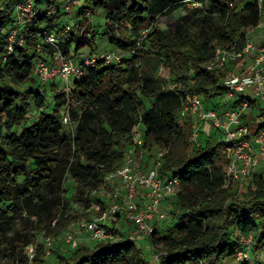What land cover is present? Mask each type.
I'll list each match as a JSON object with an SVG mask.
<instances>
[{"label": "trees", "instance_id": "trees-1", "mask_svg": "<svg viewBox=\"0 0 264 264\" xmlns=\"http://www.w3.org/2000/svg\"><path fill=\"white\" fill-rule=\"evenodd\" d=\"M71 1L78 2L77 15L105 12L112 22L106 34L110 43L125 52L137 48V55L121 64L86 68L69 93H58L39 81L33 68L36 59L56 65L52 47L37 49L44 44L45 31L60 35L62 54L74 59L85 54L81 48L86 43L91 45L73 32L79 20L63 34L68 16L64 9ZM259 1L210 0L196 39L183 20L172 17L184 0H34L39 13L20 28L26 44L9 53L8 31L18 27L13 4L0 0V239L14 233L11 240L21 251L36 244L42 233L47 238L62 235L78 220L75 211L89 218L94 201L105 204L94 193L124 164L141 118L144 149H166L161 175L180 182L170 208L171 224L161 232L159 224L145 237L146 245L131 233H121L120 242H96L93 248L78 244L53 261L38 246L33 264H225L241 251L250 257L241 264H264V171L256 172L253 186L239 189L234 183L224 188L233 152L222 132L201 131L200 146H195L190 117L178 123L188 92L201 93L208 109L219 110L225 73L207 66L217 47L244 45L261 20ZM53 6L56 12L48 15ZM165 17L167 27L158 28V18ZM120 25L129 29L130 41L116 39ZM146 29L150 31L138 46ZM160 69L175 76V89L165 86ZM252 108L264 116L260 103L252 102ZM31 109L38 112L37 121L16 133L14 128L25 123ZM66 113L73 129L63 123ZM69 180L75 183L71 197ZM242 236L252 237L250 250ZM153 250L157 263L149 258Z\"/></svg>", "mask_w": 264, "mask_h": 264}, {"label": "built area", "instance_id": "built-area-1", "mask_svg": "<svg viewBox=\"0 0 264 264\" xmlns=\"http://www.w3.org/2000/svg\"><path fill=\"white\" fill-rule=\"evenodd\" d=\"M14 6L15 23L9 33V48L11 53L15 46L23 47L26 44V34L20 28L32 23L39 13L35 8L34 0H8ZM203 0H184L201 6ZM77 1L65 5L66 15L71 14ZM261 20L256 29H264V4L259 1ZM56 7L53 6L48 15H53ZM43 14L42 12H40ZM73 25L66 24L63 34L70 33ZM150 29L142 31L139 35L138 46L147 37ZM43 43L37 46L38 50L45 46L54 49L56 65H50L42 59L34 61V76L43 84L52 85L58 93H69L75 79L82 76L83 70L95 67L99 63L105 65L121 64L127 58L137 55V48L128 52L85 53L77 59L62 54L59 44L60 35L45 31L42 33ZM209 70L225 73L223 80V110L208 109L201 93L196 91L186 93L181 108L178 111V123L190 117L192 122V136L190 141L200 146L201 131L209 132L219 129L222 140L233 154L228 166L224 188L232 184L244 189L247 185L253 186V178L257 170L264 165V122L263 115L251 118L252 102L264 101V42L257 44L250 36L240 47L231 43L226 47H217ZM177 83L169 85L168 89H175ZM258 113V112H257ZM139 124L132 133V143L126 153L125 162L105 178L102 188L95 192L98 199L105 204L94 201L87 210L89 218L80 221L79 227L92 242L116 243L123 240V236L115 225L119 219L134 225L138 233L150 236L164 223L170 215L172 200L180 186L178 178L163 177L160 172L162 161L167 150L157 148L152 152L144 149V128ZM251 121V123L249 122ZM63 123L72 128L69 113L63 118ZM253 123V124H252ZM252 125L256 130L252 129ZM73 129V128H72ZM171 204V206H170ZM74 250L79 243L78 235L68 233L65 237ZM252 237H241V242L247 250L251 249ZM49 248L53 240L48 238L45 243ZM28 263L33 264L36 248L33 245L26 247ZM240 261H250L248 252L238 254ZM264 260V245L262 247Z\"/></svg>", "mask_w": 264, "mask_h": 264}, {"label": "rangeland", "instance_id": "rangeland-1", "mask_svg": "<svg viewBox=\"0 0 264 264\" xmlns=\"http://www.w3.org/2000/svg\"><path fill=\"white\" fill-rule=\"evenodd\" d=\"M210 0H204L201 6L193 5L192 3L188 2L185 4H182L176 11L172 13V17L177 20H183L182 22L185 24L189 34L196 39H198L199 30L202 25V19L206 17V15L209 14L208 10L210 8ZM165 18H158V24L157 27L160 29H165L167 26L165 25L164 21ZM58 20V19H57ZM67 21V24L74 25L75 20L81 21V25L76 26L73 30V32L79 37L85 36L88 41L90 40L91 45L85 44L83 48H81L82 53H104V52H117L119 49H116L112 43L109 41L108 35H106L109 32L108 24H112V22L108 19L105 12L100 11L97 16H92L90 13H86L83 15H77L76 9H73L71 14H69L65 19ZM86 20V21H85ZM64 21V23H65ZM83 21H85L83 23ZM57 22V21H55ZM62 23V24H64ZM118 27L115 32V37L119 41H130L131 40V33L129 29L124 26H116ZM264 29H255L252 31L249 36L252 38L257 44H260L263 39ZM76 45V44H75ZM74 45V46H75ZM56 60V58L54 59ZM161 73V79L163 80L166 87H169V85L174 84L176 82L175 76H172L170 72H162ZM50 91H53L56 89L54 86H49L48 88ZM263 108H264V101L261 102ZM207 105V102H206ZM146 106L149 108L150 104L146 101ZM223 102H221L219 110H223ZM38 112L34 109H31L28 111L26 116V121L23 124L17 125L14 128V131L16 133H20L23 129L31 126L35 121H37ZM251 123V121H249ZM257 171H264V165L261 166ZM241 186L238 185V188ZM66 188L68 190V196L71 197L75 193V183L72 180H69L66 183ZM171 206V204H170ZM75 217H77V221L70 225V227L60 236L58 237H48L53 240V245L51 248H49L45 243L48 239L42 234L38 235L37 243L33 246L36 247H44L46 258L49 261H53L57 258L59 254L62 255H68L73 249L72 246L66 242L65 237L68 233H73L74 235H78L80 238L79 243L81 245L89 246L93 248L95 246L96 242H92L87 235L80 230L79 223L82 219L85 217L79 213L74 212ZM172 217L169 216L168 220L161 225V228H159V232L162 231V228H166L171 224ZM122 221L124 219L122 218ZM20 225V221L15 226L16 230L18 229ZM119 231L121 233H127L126 228L120 226L118 227ZM132 232V233H131ZM130 237H135L139 240V242L142 245H146L145 237L147 235H143L138 233L137 228H134V232L130 230ZM14 233L9 234L8 238H1L0 239V264H29L26 263L27 255H26V247H24L23 250H19L15 244L13 243L11 239H13ZM138 245V244H137ZM157 253L155 250H153L152 253H150L149 258H151V261L158 262L157 257L154 256ZM25 259V260H24ZM225 264H241L238 257L226 262Z\"/></svg>", "mask_w": 264, "mask_h": 264}, {"label": "crops", "instance_id": "crops-1", "mask_svg": "<svg viewBox=\"0 0 264 264\" xmlns=\"http://www.w3.org/2000/svg\"><path fill=\"white\" fill-rule=\"evenodd\" d=\"M262 37H263L262 42H264V34H263ZM261 107H263L262 104H261ZM252 114L253 115L251 117L253 119V117L257 114V110H256V112L254 111ZM260 168H262V167H260ZM115 225L117 226V228L120 227V226L126 228L125 232H127V234L130 233V230H132L134 232V228H136L134 225H131L130 223L122 221V219H119V218H118V221H117V223Z\"/></svg>", "mask_w": 264, "mask_h": 264}]
</instances>
